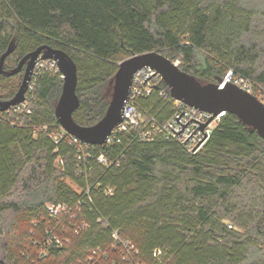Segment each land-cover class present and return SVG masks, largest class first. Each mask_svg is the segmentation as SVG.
Returning a JSON list of instances; mask_svg holds the SVG:
<instances>
[{
  "label": "trees",
  "instance_id": "trees-1",
  "mask_svg": "<svg viewBox=\"0 0 264 264\" xmlns=\"http://www.w3.org/2000/svg\"><path fill=\"white\" fill-rule=\"evenodd\" d=\"M41 46L64 52L76 67L72 118L81 127L105 115L118 64L148 52L178 62L201 84H220L231 73L264 103V0H0V59L10 51L2 70L12 72ZM21 80L22 71L0 76V103ZM34 82L21 126L0 112V264H108L103 252L119 262L113 230L146 264H160L157 250L162 264H264V140L257 132L225 113L193 155L174 140L141 142L135 128L79 152L67 134L53 140L60 73H40ZM159 91L169 92L159 81L138 108L161 124L173 111ZM57 204L77 207L74 218L54 222L46 206ZM53 235L69 243L50 248Z\"/></svg>",
  "mask_w": 264,
  "mask_h": 264
},
{
  "label": "water",
  "instance_id": "water-1",
  "mask_svg": "<svg viewBox=\"0 0 264 264\" xmlns=\"http://www.w3.org/2000/svg\"><path fill=\"white\" fill-rule=\"evenodd\" d=\"M9 52L7 51L0 59V76L5 74L2 70V63ZM40 59L53 61L57 66L61 75L62 86L54 109V116L62 130L81 144L101 146L105 143L111 131L122 122L123 109L128 100L133 75L145 67L151 68L160 75L172 99L200 112L212 115L204 124L190 119L185 125H182L177 121L182 112L177 118H173L182 126L178 133H175L167 126L177 136L190 121H194L199 125L193 133L199 129L204 135L198 142L199 144L206 137L202 128L208 121L221 113H229L235 116L242 124L257 132L264 140V103L249 92L228 82L224 85H221V83L201 84L190 75L180 71L175 62L157 52L135 55L121 61L113 77L110 102L105 115L95 125L81 127L72 118L73 112L79 107V99L76 95V67L64 52L41 46L26 55L16 69L5 74L6 76H12L22 71V80L14 97L9 101L0 103V112L7 111L23 103L36 61ZM155 73L144 79L143 84Z\"/></svg>",
  "mask_w": 264,
  "mask_h": 264
},
{
  "label": "built area",
  "instance_id": "built-area-1",
  "mask_svg": "<svg viewBox=\"0 0 264 264\" xmlns=\"http://www.w3.org/2000/svg\"><path fill=\"white\" fill-rule=\"evenodd\" d=\"M43 72L49 73H57L58 69L56 64L50 60H37L31 80L28 84L25 98L22 104L14 106L7 111L1 113H7L10 115L8 123L10 126H21L22 122L17 118L21 114H30L29 110V102L33 99V91L35 87L34 78ZM155 73L151 68L145 67L143 69L138 70L132 78L131 87L129 90L128 100L125 103L123 109V119L122 122L116 126L110 133V135L106 138L105 143L103 145H110L113 142H118L119 135L127 132L130 129H138V139L141 142H151L156 137H162L165 140H174L179 143L183 149L188 154L197 153L203 145L210 138L213 129L219 122V120L223 117L224 113L219 114L215 118H211L208 123L202 128V131L205 134V138L198 144V142L204 137L202 132L197 129L194 133L193 131L198 127V123L194 121H190L187 126L178 134L182 126L185 125L190 119H193L201 124H204L212 115L200 112L194 108H191L182 102L176 101L170 97L169 92L165 93L164 91H159L158 95L163 99H168L172 103V115L163 123L159 124L155 121L154 118H146L144 114L138 108V101L141 98H148L159 81L162 82L159 74L155 73L151 76L144 84L143 80ZM232 80V81H230ZM226 82L231 83L251 94V89L249 83L242 78H233L231 73H228L225 78L222 80L221 85H224ZM155 86V87H151ZM183 112V113H182ZM182 115L177 119L176 122L173 118H177L180 114ZM167 126H169L175 133H173ZM193 133V134H192ZM192 134V135H191ZM66 133L60 127V132L53 136V140L55 143L58 142L60 138ZM68 135V134H67ZM191 135V136H190ZM69 136V135H68ZM190 136V138L183 144V142ZM71 142L77 145L79 152H82V147H88L89 145L81 144L76 139L69 136ZM198 144V145H197ZM197 145V146H196ZM196 146V147H195ZM195 147V149L191 152V150ZM98 162L100 164L106 165V161L102 156L98 158ZM111 194V191H108ZM49 217L56 223L61 224L64 220H72L74 218V210L78 209L77 207H70L65 204H57V205H47L46 206ZM84 227V224L81 228ZM111 247L112 254H115L118 258L119 262L113 261L108 255L104 252L102 253L103 261L108 264H146L139 258V251L137 247L130 241L124 239L118 230H113L111 232ZM69 243V239L64 238L60 239L57 236H51L48 238L46 244L50 248L58 249ZM99 252V250H97ZM46 255L45 253L42 256ZM162 253L160 251H154L152 257L156 260V262L162 264ZM109 258L111 260H109Z\"/></svg>",
  "mask_w": 264,
  "mask_h": 264
},
{
  "label": "rangeland",
  "instance_id": "rangeland-1",
  "mask_svg": "<svg viewBox=\"0 0 264 264\" xmlns=\"http://www.w3.org/2000/svg\"><path fill=\"white\" fill-rule=\"evenodd\" d=\"M175 63H176V65H178V62H175ZM230 81H232V80H230ZM256 98L260 101L262 100L261 96L256 97ZM5 244H6V239L3 235H1L0 236V261H5Z\"/></svg>",
  "mask_w": 264,
  "mask_h": 264
},
{
  "label": "flooded vegetation",
  "instance_id": "flooded-vegetation-1",
  "mask_svg": "<svg viewBox=\"0 0 264 264\" xmlns=\"http://www.w3.org/2000/svg\"><path fill=\"white\" fill-rule=\"evenodd\" d=\"M4 73L6 74V73H10V72H4ZM5 74H4V75H5ZM1 76H2V75H1Z\"/></svg>",
  "mask_w": 264,
  "mask_h": 264
}]
</instances>
